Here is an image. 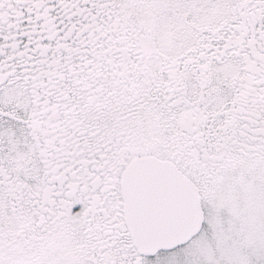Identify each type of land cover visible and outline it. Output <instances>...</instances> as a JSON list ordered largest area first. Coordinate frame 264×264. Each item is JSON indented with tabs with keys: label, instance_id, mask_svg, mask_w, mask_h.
I'll return each instance as SVG.
<instances>
[{
	"label": "snow or ice",
	"instance_id": "6c2138e0",
	"mask_svg": "<svg viewBox=\"0 0 264 264\" xmlns=\"http://www.w3.org/2000/svg\"><path fill=\"white\" fill-rule=\"evenodd\" d=\"M0 264H264V0H0Z\"/></svg>",
	"mask_w": 264,
	"mask_h": 264
}]
</instances>
